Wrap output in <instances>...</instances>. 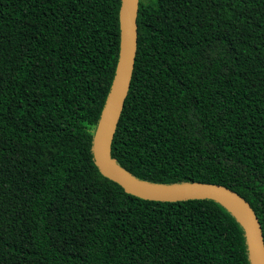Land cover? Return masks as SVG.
I'll return each instance as SVG.
<instances>
[{"label":"trees","instance_id":"16d2710c","mask_svg":"<svg viewBox=\"0 0 264 264\" xmlns=\"http://www.w3.org/2000/svg\"><path fill=\"white\" fill-rule=\"evenodd\" d=\"M120 0H0V264H250L220 203L130 195L95 165ZM110 145L135 179L216 184L264 241V0H139Z\"/></svg>","mask_w":264,"mask_h":264},{"label":"water","instance_id":"95a60500","mask_svg":"<svg viewBox=\"0 0 264 264\" xmlns=\"http://www.w3.org/2000/svg\"><path fill=\"white\" fill-rule=\"evenodd\" d=\"M138 4L139 0H120L119 56L111 87L93 135L92 154L95 165L103 176L119 184L126 193L141 199L160 202L208 199L220 203L233 214L245 230L250 264H264V241L260 223L250 204L236 192L220 185L200 182L160 185L141 181L123 170L110 155L111 141L134 68ZM231 208L242 215L244 222Z\"/></svg>","mask_w":264,"mask_h":264},{"label":"bare ground","instance_id":"6f19581e","mask_svg":"<svg viewBox=\"0 0 264 264\" xmlns=\"http://www.w3.org/2000/svg\"><path fill=\"white\" fill-rule=\"evenodd\" d=\"M159 188V187H158ZM161 189H167V188H161ZM232 209V208H231ZM235 214L240 218V220H242L244 222V218L242 217V215L235 209H232Z\"/></svg>","mask_w":264,"mask_h":264},{"label":"rangeland","instance_id":"374dc122","mask_svg":"<svg viewBox=\"0 0 264 264\" xmlns=\"http://www.w3.org/2000/svg\"><path fill=\"white\" fill-rule=\"evenodd\" d=\"M142 1V0H141Z\"/></svg>","mask_w":264,"mask_h":264}]
</instances>
